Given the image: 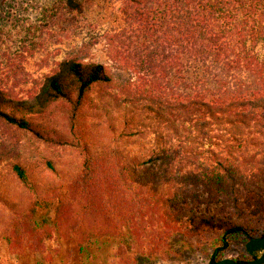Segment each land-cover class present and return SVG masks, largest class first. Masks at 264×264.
<instances>
[{
    "label": "trees",
    "instance_id": "trees-1",
    "mask_svg": "<svg viewBox=\"0 0 264 264\" xmlns=\"http://www.w3.org/2000/svg\"><path fill=\"white\" fill-rule=\"evenodd\" d=\"M65 6L81 13L77 0ZM112 23L108 42L139 83L99 102L110 99L104 107L136 128L126 138L149 148L120 147L112 120L106 141L87 123L101 118L92 93L110 84L101 64L62 60L25 99L0 86L2 132L70 154L33 162L0 143L8 250L42 253L52 235L82 253L98 241L215 234L214 264L234 238H264L250 227L264 215V0H120Z\"/></svg>",
    "mask_w": 264,
    "mask_h": 264
},
{
    "label": "rangeland",
    "instance_id": "rangeland-1",
    "mask_svg": "<svg viewBox=\"0 0 264 264\" xmlns=\"http://www.w3.org/2000/svg\"><path fill=\"white\" fill-rule=\"evenodd\" d=\"M77 2L81 13L69 11L65 6L66 0H0V86L13 87L14 97L25 99L27 92L38 88L45 75L62 60L82 57L83 63L101 64L110 77V84L100 86L92 93L98 106L96 113L101 118H89L87 123L98 124L104 132L102 139L106 141L107 136L111 137L106 130L107 121L112 120L117 133L123 136L119 140L120 147L136 153L144 147L148 149V139L126 138L127 134L136 133V128L125 125L121 112L112 110L110 106L104 107L110 99L99 102L98 98L99 92L124 97L123 89L134 88L139 83V77L125 62L115 57L108 42L113 14L120 0ZM102 109L109 111L110 115H105ZM3 141L18 143L23 155L33 162L44 161L46 155L60 161L70 157L67 150L48 151L37 140L5 134L0 130V143ZM6 163V160L0 162V172L6 170ZM50 215L49 211L47 217ZM6 216L0 211L4 223ZM250 227L263 229L264 215L251 219ZM131 243L126 239L98 241L86 247L85 252L77 253L71 244L52 235L43 245L42 253L19 256L12 254L0 238V264H210L217 236L206 234L185 239L174 235L169 237L165 246L155 247ZM245 244L244 237L234 238L226 259H247Z\"/></svg>",
    "mask_w": 264,
    "mask_h": 264
},
{
    "label": "water",
    "instance_id": "water-1",
    "mask_svg": "<svg viewBox=\"0 0 264 264\" xmlns=\"http://www.w3.org/2000/svg\"><path fill=\"white\" fill-rule=\"evenodd\" d=\"M244 249L247 254L252 255L254 253H260V256L250 262L243 263V264H264V238H256L251 241H248ZM214 264H240L235 262L232 259H222Z\"/></svg>",
    "mask_w": 264,
    "mask_h": 264
},
{
    "label": "flooded vegetation",
    "instance_id": "flooded-vegetation-1",
    "mask_svg": "<svg viewBox=\"0 0 264 264\" xmlns=\"http://www.w3.org/2000/svg\"><path fill=\"white\" fill-rule=\"evenodd\" d=\"M244 251H245V249H244ZM245 254H246V257H248L247 259L238 260V261L234 260V261L237 262V263L243 264V263H247V262L253 261V260L257 259L260 256V253H254L252 255H249V254L246 253V251H245Z\"/></svg>",
    "mask_w": 264,
    "mask_h": 264
}]
</instances>
